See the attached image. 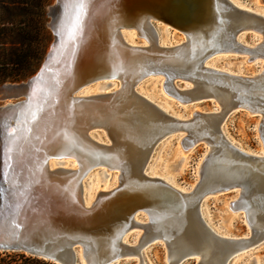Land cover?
Returning a JSON list of instances; mask_svg holds the SVG:
<instances>
[{
	"label": "water",
	"instance_id": "water-1",
	"mask_svg": "<svg viewBox=\"0 0 264 264\" xmlns=\"http://www.w3.org/2000/svg\"><path fill=\"white\" fill-rule=\"evenodd\" d=\"M58 5L50 24L54 42L39 72L26 83L3 86L11 92L1 99L26 98L1 107L0 123L7 127L15 122L18 132L23 131L19 142L26 141L27 154L20 153V169L4 181L15 185L14 194L10 196L6 187H0L4 191L0 198V253L21 252L55 264H83L82 260L85 264H114L127 258H139L138 264H144L142 250L163 242L168 264L191 259L196 264H228L239 252L264 242V154L240 149L223 131L225 121L236 111L257 115L264 148V66L253 75H242L208 63L210 58L227 53L244 55L247 62L264 60V15L232 0H85L83 6L75 0L67 6L66 0H58ZM153 22L181 32L184 41L171 47L160 45ZM133 27L138 34L142 30L147 33L148 43H132L124 37L123 32ZM248 32L259 35L256 44L242 41ZM187 34L196 35L197 41L189 42ZM101 44L105 50L98 48ZM112 44L123 56L116 67L105 68V58L115 61L109 54ZM91 47L109 55L101 54L88 71H81L79 59ZM158 75L164 78L165 91L180 102L214 100L218 107L210 112L196 111L190 118L168 114L135 90L144 78ZM104 81H118L120 87L105 94L78 96L86 86ZM178 82L186 85L179 87ZM124 88L156 118L151 124L150 120L144 122L146 129L138 134L133 150L121 142L125 112L111 110L122 103ZM60 90H65L69 107L92 101L107 107L104 116L89 117L88 125H82L84 141L92 151L79 147L73 151L79 156L76 169L48 166L52 158L63 155L54 143L52 150L45 147V133L53 123L45 108L51 94ZM94 130L104 131L109 141L94 140ZM174 134H180V145L187 152L200 143L208 146L199 180L190 190L147 173L154 147ZM120 152L126 157L116 158ZM114 157L119 163L112 169L119 173L117 185L98 192L87 204V174L95 167H108ZM232 191L238 192V198L231 208L245 214L248 236H220L203 219L201 205L208 196ZM141 213L147 221L136 219ZM132 228L142 230L134 245L124 241ZM205 243L211 246L210 252L199 260Z\"/></svg>",
	"mask_w": 264,
	"mask_h": 264
},
{
	"label": "rangeland",
	"instance_id": "rangeland-1",
	"mask_svg": "<svg viewBox=\"0 0 264 264\" xmlns=\"http://www.w3.org/2000/svg\"><path fill=\"white\" fill-rule=\"evenodd\" d=\"M239 6L246 7L255 12L264 15V2L260 0H232ZM71 4V3H69ZM73 4V2H72ZM58 0H50L46 6V29L51 34V41L47 46L45 56L42 59L39 69L33 75L35 76L41 69L48 52L54 42V32L50 24L55 17L54 12L58 9ZM54 14V15H53ZM157 33L158 43L165 47H171L180 44L184 41V35L170 26L159 22H153ZM135 31L127 32L124 37L128 41L137 44H142L144 39L138 37ZM259 35L248 32L242 36V41L246 44L254 45L259 40ZM87 52L79 59V66L86 62ZM213 67L226 70L235 74L253 75L260 71L264 65V60L258 59L255 62H247V57L239 54H219L208 61ZM31 76L30 78H32ZM28 78V79H30ZM27 80L20 83H6V84H21L26 83ZM5 85V84H4ZM4 85L0 86L2 91ZM118 81H104L94 82L84 88V93L78 96H93L105 94L107 92H114L118 90ZM179 87L186 84L178 82ZM136 93L142 97L150 100L168 114L175 117L190 118L196 111L210 112L218 106L214 100L201 101L192 104H184L170 95L164 89L163 76H148L138 83L136 86ZM3 94L0 93V108L9 104H16L26 100L25 97L18 99H1ZM260 117L252 115L246 111L240 110L232 113L224 123L223 130L226 137L233 142L237 147L247 152L260 153L262 142L259 137ZM9 126V127H8ZM15 122H10L6 128H2L8 133L15 129ZM4 132L0 131V187H6L10 196L14 194L15 185H8L4 182L7 177L14 176L21 167L20 153L15 151L3 152V137ZM91 137L98 142H108L109 139L102 130H94L91 132ZM180 134L170 135L162 139L153 149L150 160L147 165V173L149 175L159 176L174 186L180 189L190 190L199 180V168L202 160L208 150L206 144L200 143L190 151L184 150L180 145ZM263 152V151H262ZM16 153V156H15ZM10 155V156H9ZM15 156V157H13ZM14 159V160H13ZM50 160V167H57L62 164L66 168L78 167L77 162L72 159ZM15 162V163H14ZM57 163V164H56ZM11 167V168H10ZM19 167V168H18ZM16 169V170H15ZM16 172V173H15ZM119 173L112 169L95 167L87 174L84 180L85 197L91 202L94 200L98 192L112 189L117 185ZM3 192L0 191V198H3ZM237 191L228 193H221L208 196L201 205V213L206 224L216 234L229 238H238L248 236L250 228L245 219V214L242 211H234L231 206L236 200ZM136 219L140 222L147 221V216L144 213L138 214ZM142 235V230L139 228H132L125 236L124 241L127 244L134 245ZM168 250L163 242H155L141 252V259L144 264H168L167 263ZM139 258H127L119 260L114 264H138ZM79 264V263H78ZM85 264V263H84ZM183 264H196L195 259L188 260ZM228 264H264V242L245 249L236 254Z\"/></svg>",
	"mask_w": 264,
	"mask_h": 264
},
{
	"label": "bare ground",
	"instance_id": "bare-ground-1",
	"mask_svg": "<svg viewBox=\"0 0 264 264\" xmlns=\"http://www.w3.org/2000/svg\"><path fill=\"white\" fill-rule=\"evenodd\" d=\"M106 29L109 30L110 27H106ZM132 29L135 31L136 35L141 36L144 39V43H148V40H150V38L148 37L147 33H145L142 30L141 34H138L136 27H133ZM133 30H131V31H133ZM131 31H124L123 34L125 35V34H127V32H131ZM101 36H102V33H101ZM187 36H188L189 42L197 41L196 35L187 34ZM130 42H132V41L130 40ZM132 43H135V41ZM101 47H102V49L105 50L104 44L98 45V48L101 49ZM109 50H110L109 54H111L112 58H115V61L114 60L113 61H107L106 59H108L109 57L105 58V56L109 55V54L106 53L105 51H103V53L99 54V53H97V51H95L94 48L92 49V47L88 51H85V53L87 52L88 58H87L86 62L84 61L85 64H83L82 66H79L80 70L81 71H84V70L88 71V68H90L94 62H96L97 60H99L101 58V54L105 55L104 56L105 68H107V65L112 67V68L116 67V64H118L120 62V59L123 56V54L118 52V48L114 44H112V46L109 48ZM109 50H108V52H109ZM210 65L212 66V64H210ZM120 68H121V65H119V68H117V69H120ZM96 72L100 73L99 70ZM68 84L70 85V82ZM68 88H70V87L68 86L66 89H68ZM9 92H11L9 89H4V88L2 89V91H0L1 94H7V93L9 94ZM122 92L124 93V94L121 93V95L123 94L122 96L120 95L122 98V103L117 105V106H114L113 108H111V110L113 112H118V113L119 112H122V113L125 112L124 113L125 119L123 121L124 125H122L124 130H121L124 133V135H123L124 138L121 140V142H123V145L125 147H127L130 150H133L134 149L133 146L135 145V142L137 141L138 134L140 132H142L143 129H146L144 122H147V120H150L148 122L151 124V123H153V121L156 118L150 109L143 107L142 105L139 104V101H137L135 98H133L129 94H127L125 88L122 90ZM81 93H84V91H82ZM59 99L62 100L63 105L59 102ZM49 102H50L49 105L45 108L47 110V112H45V113L48 116H51L53 118V123H52V125L49 124L51 128H50V130H48L45 133V135H46L45 138H47V140H48L45 147L46 148L48 147L50 149L51 143H54L55 145H53V146H55V148H59V150L62 151L63 155L61 156V159H56V158H52V159L60 160L62 162V164H63L62 160H64V159L65 160L66 159H72L73 162H77V160L75 158H77L79 156H76V153L73 151H75L78 147H79V149H82V150L88 151L90 149L92 151V148L87 143V141L86 140L84 141L85 129L83 128L82 125H88L86 121H91V119H89V117L101 115L100 116V118H101L102 116H104V114L107 113V109H106L107 107L102 106L101 104H97V102H94V101H92L90 103H86V104H79V105L76 104L75 106H73L71 104L72 107H69L70 105H67V104H68V102H70V100L65 95V90L64 91L60 90L54 96L51 94V98L49 99ZM54 105H55V107H54ZM67 109H68L69 113L67 112ZM50 110L52 111L51 113H49ZM70 110H72V111L70 112ZM67 114H68V116H67ZM54 117L57 119L54 120ZM73 117H74V119H73ZM81 118L83 119V121ZM6 119L8 120V117ZM20 122H19V124H22ZM49 123H51L50 120H49ZM38 125L41 126V123H39ZM106 125H107L106 129L108 130L110 128V124L107 123ZM2 128L4 129L6 127H5V125H1V123H0L1 133L4 132V130ZM18 131L19 130L16 128L14 135L12 137H9V135H7L6 129H5V132L3 133L4 137L2 140L3 141L4 155H7L6 152H8V150H11V152L17 151V152L24 154V155L27 154L26 153L27 149L25 150V147H24V144L26 141H21V143L19 142V139L22 138V136H24L23 131H21V130H20V132H18ZM129 140H131V141L127 143V141H129ZM65 143H66V145H65L66 148L65 147L62 148V144H65ZM69 148H71V150ZM51 150H52V148H51ZM248 153H253V152H248ZM259 154H264V148H261V152ZM121 155L126 157L125 156L126 154H124L123 152H120L118 155H116V158H120L119 156H121ZM15 156H16V153H15ZM15 156H13V157H15ZM80 157H82V156H80ZM116 158L114 157L113 161L109 164V166L108 167L106 166L107 169L111 170L113 168L118 167L117 165H119V163L116 161L117 160ZM82 159H83V157H82ZM87 162H89V161H87ZM62 164H59L58 166H62ZM48 166L50 167V162L48 163ZM57 167H54V168L50 167V169H55ZM182 190H185V189H182ZM237 198H238V195H237ZM92 202L93 201L90 202L87 199V204H91ZM226 238H229V237H226ZM210 249H211V246L208 243L201 245L200 250H199L200 251L199 256H198L199 260H200V255L209 254ZM197 261H198V259H197ZM82 263L84 264L85 262L82 260ZM167 263H168V261H167Z\"/></svg>",
	"mask_w": 264,
	"mask_h": 264
},
{
	"label": "trees",
	"instance_id": "trees-1",
	"mask_svg": "<svg viewBox=\"0 0 264 264\" xmlns=\"http://www.w3.org/2000/svg\"><path fill=\"white\" fill-rule=\"evenodd\" d=\"M50 0H0V86L20 83L40 67L51 34L46 29ZM0 264H55L21 252L0 253Z\"/></svg>",
	"mask_w": 264,
	"mask_h": 264
},
{
	"label": "snow or ice",
	"instance_id": "snow-or-ice-1",
	"mask_svg": "<svg viewBox=\"0 0 264 264\" xmlns=\"http://www.w3.org/2000/svg\"><path fill=\"white\" fill-rule=\"evenodd\" d=\"M72 2H74V0H66V6H67L68 3H72ZM75 2H77V3H79L81 6H83L85 0H75ZM15 131H16L15 129L11 130V131L8 133L9 137H12V136L14 135ZM8 151H10V150H8ZM13 230H14V229H13Z\"/></svg>",
	"mask_w": 264,
	"mask_h": 264
}]
</instances>
